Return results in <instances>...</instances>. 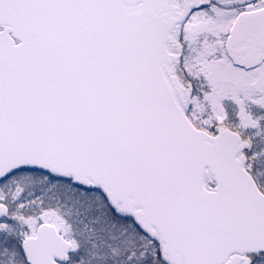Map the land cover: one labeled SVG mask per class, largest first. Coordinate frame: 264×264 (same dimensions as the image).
<instances>
[{
  "label": "snow or ice",
  "instance_id": "obj_1",
  "mask_svg": "<svg viewBox=\"0 0 264 264\" xmlns=\"http://www.w3.org/2000/svg\"><path fill=\"white\" fill-rule=\"evenodd\" d=\"M0 264H264V0H0Z\"/></svg>",
  "mask_w": 264,
  "mask_h": 264
}]
</instances>
